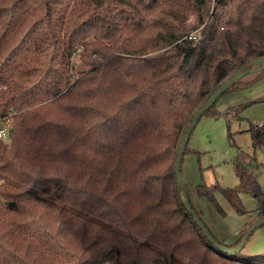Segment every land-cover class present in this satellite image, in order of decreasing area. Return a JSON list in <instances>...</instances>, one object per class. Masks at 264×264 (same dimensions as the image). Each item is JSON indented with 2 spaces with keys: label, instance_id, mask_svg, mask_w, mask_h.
Returning <instances> with one entry per match:
<instances>
[{
  "label": "trees",
  "instance_id": "1",
  "mask_svg": "<svg viewBox=\"0 0 264 264\" xmlns=\"http://www.w3.org/2000/svg\"><path fill=\"white\" fill-rule=\"evenodd\" d=\"M263 59L264 0H0V264H264L208 239L176 175L196 113ZM217 101L205 114L241 118ZM248 131L264 150V122ZM235 172L197 192L246 213L240 195L264 190Z\"/></svg>",
  "mask_w": 264,
  "mask_h": 264
},
{
  "label": "rangeland",
  "instance_id": "2",
  "mask_svg": "<svg viewBox=\"0 0 264 264\" xmlns=\"http://www.w3.org/2000/svg\"><path fill=\"white\" fill-rule=\"evenodd\" d=\"M253 75L248 74L246 78ZM239 104H245L240 111L241 118L232 119L230 123L224 117L202 116L191 134L187 145L189 150L183 157L181 168L194 209L200 213L213 239L227 245L239 240L243 225L260 210V202L264 203V195L255 198L241 194L243 209L247 211L241 213L222 192L216 191L215 201H212L200 195L197 186L218 182L222 187H234L239 183L235 167L246 165L258 173L257 179L264 190V150L255 149L248 131L251 124L264 122V80L250 89L226 93L216 106L228 111L231 106ZM242 252L243 256L264 254V225L250 236Z\"/></svg>",
  "mask_w": 264,
  "mask_h": 264
},
{
  "label": "water",
  "instance_id": "3",
  "mask_svg": "<svg viewBox=\"0 0 264 264\" xmlns=\"http://www.w3.org/2000/svg\"><path fill=\"white\" fill-rule=\"evenodd\" d=\"M264 69V59H263V65L262 66H258V67H254V68H250L247 69L245 71H242L241 73L235 75L234 77H232L229 81H227L225 84H223L221 86V88L216 91L205 103L204 105L199 109V111L196 113V115L194 116V118L192 119L183 139L180 145V151H179V155L177 158V162H176V175H177V184L178 186L182 189L184 195V203L186 208L188 209V211L194 216L195 221L197 222L198 226L201 228V230L203 231V233L208 237L209 240L213 241L214 243H216L217 246L221 247L226 253L232 254V255H236L238 253H240L243 248L245 247L248 239L250 238V236L253 234V232L258 229L259 227L264 225V217L262 219H260L259 221H257L255 224L252 225V227L245 233L244 237L242 238V240L240 241V243L238 245H236L233 248H228V247H223L220 246L218 242H216L213 237L210 235L209 230L206 228V226L204 225L203 221L201 220L199 214L197 213V211L194 209L189 196L186 192V186L185 183L183 181V177L181 174V168H182V161H183V157L185 155L186 149H187V145L189 142V139L191 137V134L193 132V130L195 129L197 123L199 122V120L202 118V116L206 113V111L221 97V95L227 90V88L232 85L235 81H237L238 79L248 75V74H252V73H257L261 70Z\"/></svg>",
  "mask_w": 264,
  "mask_h": 264
},
{
  "label": "built area",
  "instance_id": "4",
  "mask_svg": "<svg viewBox=\"0 0 264 264\" xmlns=\"http://www.w3.org/2000/svg\"><path fill=\"white\" fill-rule=\"evenodd\" d=\"M11 133L10 118L0 117V140H7ZM263 201L260 202V209Z\"/></svg>",
  "mask_w": 264,
  "mask_h": 264
},
{
  "label": "crops",
  "instance_id": "5",
  "mask_svg": "<svg viewBox=\"0 0 264 264\" xmlns=\"http://www.w3.org/2000/svg\"><path fill=\"white\" fill-rule=\"evenodd\" d=\"M256 174H258V173H256ZM246 223H248V222H246Z\"/></svg>",
  "mask_w": 264,
  "mask_h": 264
}]
</instances>
